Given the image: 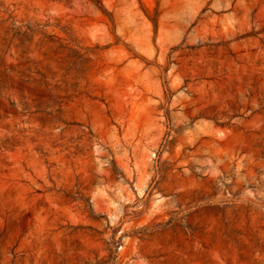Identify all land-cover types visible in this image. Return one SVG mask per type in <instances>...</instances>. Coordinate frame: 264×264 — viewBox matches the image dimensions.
Segmentation results:
<instances>
[{"label":"rangeland","instance_id":"rangeland-1","mask_svg":"<svg viewBox=\"0 0 264 264\" xmlns=\"http://www.w3.org/2000/svg\"><path fill=\"white\" fill-rule=\"evenodd\" d=\"M0 264H264V0H0Z\"/></svg>","mask_w":264,"mask_h":264},{"label":"trees","instance_id":"trees-1","mask_svg":"<svg viewBox=\"0 0 264 264\" xmlns=\"http://www.w3.org/2000/svg\"><path fill=\"white\" fill-rule=\"evenodd\" d=\"M93 2H95L96 4H100V0H91Z\"/></svg>","mask_w":264,"mask_h":264}]
</instances>
